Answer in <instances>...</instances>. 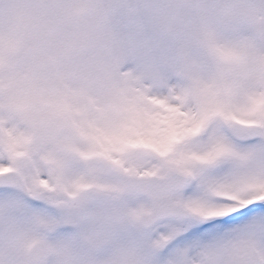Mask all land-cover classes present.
<instances>
[{
	"label": "snow or ice",
	"instance_id": "1",
	"mask_svg": "<svg viewBox=\"0 0 264 264\" xmlns=\"http://www.w3.org/2000/svg\"><path fill=\"white\" fill-rule=\"evenodd\" d=\"M0 264H264V0H0Z\"/></svg>",
	"mask_w": 264,
	"mask_h": 264
}]
</instances>
